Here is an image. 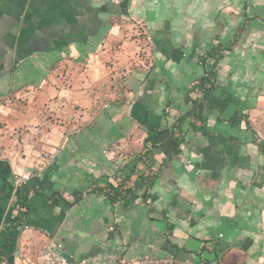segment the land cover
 <instances>
[{"label": "crops", "instance_id": "0c3cea01", "mask_svg": "<svg viewBox=\"0 0 264 264\" xmlns=\"http://www.w3.org/2000/svg\"><path fill=\"white\" fill-rule=\"evenodd\" d=\"M127 14L162 67L113 81L97 49ZM240 38L264 55V0H0V264H44L51 245L71 264H264V142L227 67ZM96 118L112 125L79 129ZM39 151L60 154L43 168Z\"/></svg>", "mask_w": 264, "mask_h": 264}, {"label": "rangeland", "instance_id": "374dc122", "mask_svg": "<svg viewBox=\"0 0 264 264\" xmlns=\"http://www.w3.org/2000/svg\"><path fill=\"white\" fill-rule=\"evenodd\" d=\"M113 1V0H110ZM114 16V15H113ZM112 16V17H113ZM127 19L122 17L119 18V23L117 20H113L112 23L110 22L111 26H115L118 32L117 35L111 36L109 39L108 46L106 45V36L105 40L102 41L101 45L97 49L101 52L102 49L107 52L104 53L105 58L104 62L107 65L111 73V78L113 81L116 79V73L119 72L121 78L124 76H134L136 70L139 69L144 72H149V75L152 73H156V69L162 66H157L152 61V56L150 54L149 46L151 44V40L148 36H145L146 29H148V25L144 24L140 20H136L135 18L131 19L130 15L127 14ZM116 22L115 25H113ZM119 24V25H118ZM146 28V29H145ZM235 40V38H234ZM241 38L237 41L235 45L234 52L230 57V63L227 67L231 65L236 66V72L234 75L238 76V96H239V113L241 112V117L245 124L243 123L242 126H246V129H252L256 133V139L260 140L259 142H264V55L260 57L254 56L250 52V43L248 44H240ZM228 42V41H227ZM233 40L231 39L227 44H231ZM246 42V40H244ZM103 46V47H102ZM105 46V47H104ZM246 46V47H245ZM252 47V44L251 46ZM213 47H210L206 53L212 51ZM247 49V50H246ZM246 51L247 53H244ZM201 57V56H200ZM199 57V58H200ZM209 57V56H208ZM207 57L202 56L198 64H200L201 68L203 66V60ZM69 61V59H67ZM153 62V65H152ZM66 68H62L65 72L63 73L65 76H68L69 71V64H66ZM155 66V69H154ZM79 69L81 67L78 64ZM206 74V76H200L199 78L193 79L190 83L189 93H194L202 88L208 89L211 85L212 75ZM236 78V77H232ZM165 81V79H164ZM112 84V82H111ZM89 91H96L97 85L95 84L93 87L88 88ZM203 93V92H202ZM53 99V98H50ZM53 101V100H52ZM51 107L54 108V104L50 103L48 107H45L44 114L46 115V122L49 124L50 122L56 123L58 126H62L64 129H68L70 127V116H66L65 119H54L49 113H52ZM171 106L169 104L166 105L165 110L169 109ZM31 123L32 127H36L38 123L34 121ZM108 124V125H107ZM112 124L106 123L102 121V119L96 118L89 122V124H81L78 125L79 129L88 127H110ZM126 125V124H125ZM120 127H124L123 122H120ZM114 127H117L115 124ZM128 128V127H127ZM131 136H128L125 139V142L115 141L106 147L102 153L104 158L109 161L113 162L116 157L121 156L124 149L129 145L131 142ZM130 140V141H129ZM57 153H52L49 151H39L37 152V159L41 163H44L45 158H50L51 155L54 156V162L50 165L52 167L55 163L57 156L60 154V151H56ZM114 187V186H112ZM104 194L107 195L108 192H115L117 196H126L125 192L126 187L118 185L116 189H108L106 188ZM113 195L114 199L117 200L118 197ZM169 264H178V263H169Z\"/></svg>", "mask_w": 264, "mask_h": 264}, {"label": "built area", "instance_id": "2783aa9c", "mask_svg": "<svg viewBox=\"0 0 264 264\" xmlns=\"http://www.w3.org/2000/svg\"><path fill=\"white\" fill-rule=\"evenodd\" d=\"M54 162V156L51 155L50 158H45L44 163H40L41 167L49 168ZM30 180L29 175L25 174H15L13 177V185L16 189L20 188L22 185H25ZM44 264H71L69 259L62 253H60L55 245H51L47 248L43 255ZM171 261H163L162 264H169ZM132 264H153L150 260H144Z\"/></svg>", "mask_w": 264, "mask_h": 264}, {"label": "trees", "instance_id": "16d2710c", "mask_svg": "<svg viewBox=\"0 0 264 264\" xmlns=\"http://www.w3.org/2000/svg\"><path fill=\"white\" fill-rule=\"evenodd\" d=\"M194 111H195V110H194ZM194 111H192L190 114H193V115H195L196 113H195Z\"/></svg>", "mask_w": 264, "mask_h": 264}]
</instances>
